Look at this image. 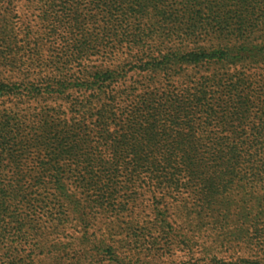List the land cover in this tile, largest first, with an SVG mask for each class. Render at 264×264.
<instances>
[{"label":"trees","instance_id":"1","mask_svg":"<svg viewBox=\"0 0 264 264\" xmlns=\"http://www.w3.org/2000/svg\"><path fill=\"white\" fill-rule=\"evenodd\" d=\"M21 1L46 7L40 19L45 26L40 33L20 23L25 33L18 40L10 33L13 21L0 22V76L7 73L0 79V98L54 93L69 107L54 117L36 109L35 115L0 113V264H103L107 255L115 264L125 260L104 234L87 231L65 242V229L77 232L82 210L67 186L66 171L95 191L92 203L99 210L126 211L114 206L118 181L126 178L132 185L127 207L148 214L147 222L139 215L132 221L145 226L130 238L149 237L148 250L154 252L151 260L135 258L128 264H164L174 249H189L191 239L180 226L203 220L201 211H210L213 198L227 191L224 182H242L240 167L253 183L264 181V44L251 38L256 24L247 17L253 5L243 2L239 14L212 0L205 5L210 18L204 21L191 19L196 13L188 1L0 0V8L10 15V8L2 6ZM133 20L143 27L153 21L159 28L133 32ZM64 29L66 34L60 32ZM159 30L174 31L182 41L199 31H219L215 34H222L224 44L212 51L167 49L161 54L149 48ZM123 46L137 55V78L130 77L129 89L120 91L126 72L82 70L90 53ZM146 58L152 60L145 64L149 67L142 65ZM44 62L49 65L40 71L45 74L39 89L27 88L25 94L11 82ZM244 63L249 73L238 74L236 67ZM69 66L77 72L70 73ZM256 66L258 73L252 69ZM74 94L91 97L96 105L82 104L86 98L77 101ZM33 155L43 160L29 192L22 168ZM170 193L194 199L175 202L180 225L164 200ZM67 213L74 217L70 222Z\"/></svg>","mask_w":264,"mask_h":264},{"label":"rangeland","instance_id":"2","mask_svg":"<svg viewBox=\"0 0 264 264\" xmlns=\"http://www.w3.org/2000/svg\"><path fill=\"white\" fill-rule=\"evenodd\" d=\"M89 0H84L83 3H88ZM141 2L149 1L152 5H169L173 2L180 3V1H188L192 5L190 10L194 16L191 19L195 20H206L210 18V14L206 12L205 5L212 0H130ZM224 5L231 6L234 11H238L240 14L246 5H253L250 11V15L247 18H252L255 21V28L251 33V38L254 42L264 44V0H220ZM182 2V3H183ZM249 2V3H248ZM9 7L12 12L7 15L4 9L0 8V22L13 21V29L10 33L18 36L20 40V35H23L24 26L29 23V25H34L35 29L42 33L44 27L41 22L42 11L46 9L45 6L38 4L25 3L23 1L19 3L7 6L4 4L2 8ZM136 12L135 7H131L130 12L132 15ZM245 12L243 16H245ZM105 14H101V17ZM190 19V20H191ZM188 19V21H190ZM187 21V22H188ZM186 23L185 20H183ZM20 23H23L22 26ZM31 23V24H30ZM152 25L153 28H159L158 25H154L153 21L147 24L146 27L143 25H138V23L133 20L130 30L133 32H139L140 29L150 28L148 26ZM45 26V25H44ZM34 31V29H32ZM60 32L66 34L67 29L60 30ZM219 31H199L190 37L189 40H180L176 32L174 31H161L156 34L157 37L149 44V48L153 52H160L165 54L168 52L167 49L171 50H183L186 52L194 51L198 53V50H218L223 48L224 41L219 36L222 34H215ZM230 33L229 38H233ZM228 35V34H227ZM1 45V44H0ZM61 47L59 46L55 50V54L59 52ZM247 53V52H246ZM140 55V52H139ZM137 55L134 52H130L124 46L118 51L113 52L109 50L96 51L90 53L86 61L83 62V71H89L91 68L94 70H115L122 71L128 74L122 90L129 89L132 86L133 81L130 77H134V81L137 78L135 72L137 70L138 64H136L135 59ZM47 58H44L45 61ZM146 63H152V60L146 58L142 65ZM149 64L145 65L149 67ZM48 62H44L41 66L35 65L28 69V73L22 75L20 79L14 78L11 82L17 83L22 86L21 91L29 88V91L33 92L38 88L37 82L44 76L45 73L41 74L40 71L46 69ZM260 66L252 68L256 70ZM250 66L238 65L236 67V72L247 75L249 73ZM70 73L77 72L78 68L69 66L66 68ZM259 69V68H258ZM258 69L256 73H258ZM216 70V68H215ZM49 76V72H46ZM234 74V73H233ZM7 79V73L2 74L0 79ZM139 79V78H138ZM158 81H162L161 78ZM34 87V88H33ZM39 89V88H38ZM54 90H57L54 88ZM77 90V88H76ZM28 91V90H27ZM25 92V91H24ZM27 92H25L26 94ZM6 96V95H5ZM73 98L77 101L86 98L85 95L74 94ZM96 101V100H95ZM95 101L88 97L84 102L92 103L93 107L96 105ZM69 104L62 101L60 96L54 93H46L44 95H35L34 97L22 95L13 96L8 95L5 98H0V113L1 114H17L21 116L25 113H32L35 115V111H41L46 116H55L56 113H66L68 111ZM31 118V117H30ZM33 119V117L31 118ZM31 160L27 162L22 168V174L29 181V192L34 190L31 183L32 180L37 176V165L43 160V155H33L30 157ZM70 165V164H68ZM71 168V167H70ZM244 167H240L238 178L243 177V181L237 182L238 179L233 181H226L224 185L228 188L227 191L219 196H215L212 200V207L210 211L202 212L203 220L194 221L190 227L185 225L180 226L184 228V233H186L190 239L189 249L181 250V248L174 249L173 257L170 259H164V264H264V181L255 184L250 179V175L243 170ZM78 171L83 174V166L78 168ZM73 173L65 172V179L67 180V186L70 192L74 195V198L78 200L82 210L80 211L81 221H77V232L74 233L73 230L65 229L66 241L67 243L75 242L82 234L85 232H93L97 236L106 235L110 238L109 243L114 246L117 252L125 258L123 262L119 264H128V260L140 258L141 260H151L154 250L149 252L150 243L152 242L149 237H145L142 240H133V234L137 235L143 230L145 223H139V225H132V221L136 219L139 215L141 220L147 222L145 216L148 214L147 211L138 208L133 210L127 207V197L133 192L132 185H129L126 178H121L118 181V197L115 201L114 206L116 208H126V211L118 214L117 212H112L111 210H99L92 201H95V191L89 190L87 187H82L75 180ZM5 176H1L4 179ZM253 184V185H252ZM238 186H242V190L238 189ZM131 188V189H130ZM130 189V190H129ZM38 193H43L41 190ZM37 193V194H38ZM50 193H52L50 191ZM164 195V194H163ZM143 199V198H141ZM165 202L169 204L171 214L176 220L178 225H180V219L177 216L178 212L176 210V203L178 200L182 203H190L194 201L192 197L186 194H181L178 197L170 193L165 197ZM53 206V205H52ZM125 206V207H124ZM189 207V206H188ZM56 209V208H55ZM53 212L54 208H53ZM142 213V214H141ZM68 220L70 222L74 217L68 215ZM192 218L195 220L196 215L193 214ZM223 220V221H222ZM152 237L157 235L150 234ZM33 245L30 244L29 247ZM189 250V251H188ZM45 251V250H44ZM47 251V249H46ZM45 251V252H46ZM93 251V250H92ZM39 253L38 251H36ZM102 254V252H101ZM91 253L86 256L89 257ZM108 256V257H107ZM105 257V262L103 264H115L114 261L109 260V255ZM33 257V256H32ZM38 259V258H37ZM42 259V258H40Z\"/></svg>","mask_w":264,"mask_h":264}]
</instances>
